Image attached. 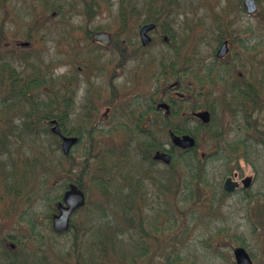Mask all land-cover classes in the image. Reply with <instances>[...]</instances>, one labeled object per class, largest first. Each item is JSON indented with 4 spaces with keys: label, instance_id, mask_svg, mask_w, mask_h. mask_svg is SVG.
I'll return each instance as SVG.
<instances>
[{
    "label": "rangeland",
    "instance_id": "374dc122",
    "mask_svg": "<svg viewBox=\"0 0 264 264\" xmlns=\"http://www.w3.org/2000/svg\"><path fill=\"white\" fill-rule=\"evenodd\" d=\"M45 1L52 2V0H8L7 2L0 0V37L14 49L16 59L14 64L18 69L26 72L33 69L41 71L53 69L57 77L64 75V78L61 77L55 85L56 100L58 96L61 97L60 89L68 92L62 85L64 79L76 76L75 66L80 67L78 73L81 81L77 89L76 109L72 112V121L75 123L83 114L80 105L85 93L89 91L90 78L92 82L94 76L105 80L108 73L104 69L100 72L101 70L98 69L102 67L98 60L100 57H97V53L91 52V46L82 37V30L78 28L84 27V19L81 16L85 12L83 1L53 0L62 7L61 13L55 15H52L55 11L51 9L46 11L43 5ZM180 1V6L187 11V15L181 20L183 25L179 27V32L189 35V42L194 52L197 50V38L202 33L201 25L198 24V15H203L210 27L228 21L231 22L235 36L243 46L241 47L239 43L234 44L233 50L237 52L239 60L247 64L243 67L237 64L236 77L244 78L243 72L246 75V71L247 77L249 73L251 77L264 74V0H257V12L251 16L239 10L237 6L239 0ZM117 7L118 0H98V11L102 10V13L94 25H104L109 32L117 29ZM213 12L220 16L227 14L233 18L215 19L211 14ZM46 14L51 17L48 21L43 20ZM184 22H186L185 26ZM29 31L32 38L28 39L26 33ZM20 42H28L27 46L30 47L27 51L30 53L25 58L21 56L23 49L22 46L19 47ZM211 47L212 45L206 46L203 53L207 54ZM75 57L77 61L73 60ZM73 61L76 63L74 64ZM133 67L134 64L129 62L125 71L115 81V86L120 91L115 100L116 105L135 103L133 96L137 93L145 96V105H149V95L158 98L162 87L173 80L163 77L152 80L150 76L155 69L154 65L142 68L137 76L132 73ZM217 73L218 71L214 75ZM137 80L139 84L133 85ZM99 85L102 86L101 97L109 96L110 92L103 88L102 82ZM179 85L177 89L183 91L186 98L181 102L183 109L180 114L184 117L195 104L193 91L198 90V85L190 76H183ZM219 90L220 87H215L214 95H217ZM186 93L189 98L186 97ZM3 96L5 93L0 91V98ZM45 99L43 96L42 100ZM143 105L139 103L137 106ZM137 106L132 104L131 107H125L123 111L127 114L124 115L130 114L128 111L132 108L134 110L143 108ZM215 107L218 111L213 126L221 127L223 134L218 138H212L207 137L203 130H199L196 154L202 157L220 150V154L230 155L232 161L228 165H223L217 158H212L209 162L208 176L215 183L216 188L206 189L199 196L194 195L193 199L178 200V198L174 201L161 187L166 181L167 172L164 170L166 166L159 162L152 171L140 173L148 176L143 180L139 198L134 200L132 196L127 197L126 187L129 182L122 179L123 177L120 178L119 173L98 172L94 169L97 155L104 152L100 151V147L103 146L105 149L111 141H122L125 138V131L120 128L112 129L108 124L103 125V129L96 130L101 132L94 134L99 140V142L95 140L94 146L90 147L86 140H81L70 150L77 162L72 176L81 175L80 188L84 193L85 203L70 218V223H74V226L61 233L54 232L51 226V216L55 212L57 201L52 204L51 209L46 208L47 204L42 199L36 200L31 206L24 204L26 208H30L26 210V217H37L35 220L38 227L35 235H30L25 222L20 221L17 215L12 213L11 190L7 189V184L10 183L9 161L6 153L0 154V264L9 263L15 256L19 263L27 264H35L36 261H39V264H167V261L169 264H235L233 249L242 246L240 241L244 242L243 247L253 264H264L263 137L253 128L252 123L247 125L245 119H241L239 115L233 116L223 112L217 104ZM102 108L100 114L104 113L105 107ZM253 116L256 118V128L264 132V109L253 113ZM187 122L188 126L195 130V121L189 119ZM260 124L262 128L259 127ZM171 133L168 136L162 134L159 138L164 149L171 147ZM129 134L134 138L128 145L130 163H138L139 166L140 155L137 154L136 141H134L137 140L136 133L129 132ZM240 140H246V148L244 145H238V148L233 150ZM250 140L253 142L250 143ZM60 149L62 151L61 146ZM89 151L92 157L88 158L87 169L80 174L81 163L86 157L84 153ZM176 151L179 152L181 149L177 148ZM104 159L109 161L106 155ZM171 161L181 164L177 156ZM58 175L65 177L63 173ZM228 175L237 181L244 176H250L251 185L247 190L239 186L233 193L224 196L220 189L224 178ZM100 180L106 184L115 183L114 185L119 188L105 187L101 192L97 184ZM23 199L24 197L20 202Z\"/></svg>",
    "mask_w": 264,
    "mask_h": 264
},
{
    "label": "trees",
    "instance_id": "16d2710c",
    "mask_svg": "<svg viewBox=\"0 0 264 264\" xmlns=\"http://www.w3.org/2000/svg\"><path fill=\"white\" fill-rule=\"evenodd\" d=\"M1 1L7 2L8 0ZM82 1L84 10H90L89 3L93 0ZM43 5L46 11L51 9L57 14L61 13L62 7L60 3H55L52 0V2L45 1ZM165 6V0H161L158 6H155V0H118L117 15L119 25L115 32L123 28L129 29L130 25H127V20H155L152 17V13L164 9ZM237 6L241 9L240 0ZM50 18L46 14L43 20L48 21ZM161 28L163 29L164 25H161ZM26 34V38H32L30 31ZM115 43L119 44L117 37ZM21 49H23L21 56L25 58L30 53L27 52L30 47H22ZM14 52V49L3 42L0 37V91L5 93V96L0 98V154L6 153L9 161L10 183L7 184V189L11 190L12 199L10 206L12 213L16 214L20 221L25 222L29 228L30 235H35L37 234L38 227V223L35 220L37 217H26V210L30 209L26 208V206H31L36 200L42 199L47 204L46 208L50 207L51 209L52 204L60 199L61 191L66 188L68 181L76 183L78 187L82 185L80 180L81 175L72 176V172L77 165L76 158L71 155V151L67 154L61 151L59 138L51 133L47 121L51 118L57 119L63 134L76 135L79 139L78 143L81 140H86L90 147L94 146L96 141L99 142L98 138L94 137V134L101 131H92L91 129L80 127L73 128L69 125L70 100L73 92V88H71L73 80L71 78L64 79V83L62 84L67 88L68 92L60 89L61 97L58 96V100H56V96L54 97V94H56L54 92L55 85L58 83V80H61V77L64 78V75L57 77L53 69L51 71H47V69L43 71L33 69L30 72L20 70L14 64L16 60ZM21 56L19 55L18 57L21 59ZM175 65L176 61L170 58L165 57V59H160L156 67L157 77L167 79L173 76L174 78H178V68ZM189 76L195 84L200 83L198 68L195 64H189ZM163 88H165V85ZM194 92H196L194 93L195 104L191 106V109L193 110L197 107L207 108L211 114L208 124L197 123L195 130L191 129L187 121L194 118L190 117L188 113L182 117L180 114L181 108L174 103L168 114L157 112L154 116V126L152 129H122L123 132L125 131V138L122 141L113 140L111 144L105 146V149L101 146L100 151L104 152L101 155H97L98 159L95 162L94 169L98 172L114 171L119 173L120 178L123 177L122 179L129 182L126 187L128 188L126 192L127 197L132 196L134 200L138 199L141 187H143V180L148 176H143L140 173L152 171L158 163V161L152 158L151 152L156 149L165 150L159 139L162 134L168 136L170 132L175 134L188 133L196 139L199 130H203L207 137L212 138H218L223 134L221 127L214 128L213 126L217 115L215 104L223 112L233 116L239 115L241 119L244 118L247 125H251L252 123L253 128L260 133L264 141V132L256 128V118L253 116V113L264 109V74L253 76L251 80L243 79L241 88L237 87L236 95H224L218 98L203 95L207 96L203 104L196 105V101L201 99V94L197 91ZM43 96L46 98L45 100H42ZM157 100H161L160 95ZM85 114L86 109H84L83 117ZM85 117L88 118V114ZM259 127L262 128V125L260 124ZM129 132L136 133L137 140L134 141H136L137 154L140 155V158H138L139 166L138 163H130V146L128 145H130V141L134 138L130 137L131 134ZM105 134L104 132L103 135ZM252 142L250 140V143ZM198 144L196 140L194 147L179 152L173 146L166 150L170 153L171 160L175 156L181 160V164H176L173 161L167 164L164 169L167 172L165 176L166 181L161 185L174 201L178 198V200L193 199L194 195L199 196L206 189L216 188L215 183L208 176L209 162L212 158L220 159L223 165H228L232 161L229 157L230 155L220 154V150L199 157L196 154ZM238 145H244L246 148V140L238 141L233 150L237 149ZM105 155L109 158V163L104 161ZM84 156L86 157L81 163L80 174L87 169L88 158L92 157V154L89 151L84 153ZM142 161L147 164L144 165ZM58 173H63L65 177H58ZM97 184L98 190L101 192L105 187L119 188L114 185L115 183L110 182L106 184L102 180ZM220 191L222 195H227L222 188ZM178 193L179 196L177 197ZM23 197V201L20 202ZM27 200L28 202H26ZM130 204L132 203L130 202ZM72 225L74 226V223H70V227H73ZM130 226L132 227V225ZM102 243L103 241H101ZM240 244L242 246L245 245L243 241H240ZM7 264L27 263H19L15 256ZM35 264H39V261H36ZM167 264H169L168 261Z\"/></svg>",
    "mask_w": 264,
    "mask_h": 264
},
{
    "label": "flooded vegetation",
    "instance_id": "af4514ba",
    "mask_svg": "<svg viewBox=\"0 0 264 264\" xmlns=\"http://www.w3.org/2000/svg\"><path fill=\"white\" fill-rule=\"evenodd\" d=\"M160 2L161 0H155V6H158ZM165 3L166 6L164 9L157 10L152 13V17L155 20H127L126 23L127 25H130V28L127 30L126 28H123L117 32H115L116 29H114L113 32H109L104 28V25L101 24L94 25L96 19L101 16L102 10L98 11V0H93L89 3L90 10L85 11V13L81 15L84 19V27L81 28L79 26L78 28L82 30V37L85 38L91 46V52L97 53V57H100L98 60L102 67H98V69L101 70L100 72L104 69V71L106 70L108 74L106 75L107 77H105V80L102 78L97 79L94 76V82H92V78H90L91 84L89 86V91L85 93L83 102L80 105L83 108V114L75 123H73L72 112L76 109L75 103L77 89L81 81L78 73L80 67L75 66L77 75L70 76L73 80V83L71 84L73 92L70 100L71 110L69 114L70 126L73 128L80 127L91 129L92 131L103 129V125L107 126V124L110 125L112 129L116 127L121 130L124 128L136 130L152 129L154 126V116L158 111L167 114L174 103L183 109L181 102L185 101V94L177 88L180 86L179 82L182 77L189 76V64H195L198 68L200 83L197 84L198 90L194 91L201 94V99H205L207 96L216 98L224 95H236L237 87L241 88L243 79L251 80V74L249 73V76L247 77V71L246 75L243 72L244 78H242V76L238 79L235 75L237 64L243 67L245 63H243L242 60H239L237 52L233 50L234 44H241L238 41V37L235 36L236 34L232 28L231 22L229 23L228 21H223L215 25H211L210 27L208 22L204 20L203 15H198V24L201 25L202 33L197 38V50L194 52L191 48L192 45L189 42L188 35L184 33L181 34L179 32V27L183 25L181 20L184 15H187V11L183 10L180 6V0H165ZM244 13L247 14L246 12ZM211 14L215 17V19L221 17L233 18L227 14L226 16H220L216 12ZM52 15H55V12H52ZM224 19L225 18H223V20ZM150 23L153 24V27L147 31L149 40L142 43V38L139 33L140 28L143 25ZM185 24L186 22H184V26ZM161 25H164L163 29L161 28ZM73 28L74 30L77 29L74 24ZM98 31L108 32L110 35V43L104 44L92 40V35ZM116 37L119 40V44L115 43ZM208 45H212V47L207 54H204L203 51ZM241 47L243 46L241 45ZM106 57L109 59L107 60ZM165 57L176 61L175 66L178 68V78H174L173 76L169 77L173 80L168 83L165 88L161 89V100L157 101L155 95L152 96V94H150L148 98L149 105H145V96L137 93L133 96L136 100L135 103L123 105L115 104V100L118 98L120 93L119 89L115 86V81L120 74L125 71V67L129 62L134 64L132 73L136 76L141 73L142 68L154 65L155 69L153 70V74L150 76V78L154 80L157 77V64L160 59H165ZM73 60L77 61L76 57ZM76 61H73V63L75 64ZM108 66L111 68H105ZM245 66H247V64ZM216 71H218V73L214 75ZM101 82L103 84V88L110 92L109 96L101 97L102 93L100 90L102 86L99 85ZM136 84H139V80H137L133 85ZM215 87H220L217 95H214L215 92H213ZM186 97H190L188 93H186ZM196 102L199 103L198 101ZM139 103H143L144 105L137 106ZM158 103H166L168 105L167 111L161 107L158 108ZM132 104L143 108L140 110H134L132 108L128 111L130 114L128 113V115L125 116L124 113H127L124 112L123 109L125 107H131ZM212 105L214 106V104ZM102 107H105V110L104 113L100 114L99 112L103 109ZM84 109H86L85 116L88 114V118L85 116L83 117ZM201 109L207 110L210 113L207 108L203 107H197L193 110L190 109V112ZM235 189L237 188L235 187Z\"/></svg>",
    "mask_w": 264,
    "mask_h": 264
},
{
    "label": "water",
    "instance_id": "95a60500",
    "mask_svg": "<svg viewBox=\"0 0 264 264\" xmlns=\"http://www.w3.org/2000/svg\"><path fill=\"white\" fill-rule=\"evenodd\" d=\"M243 5L247 13H253L256 11V4L254 0H244ZM153 27V24H145L140 28V36L142 38V43H145L149 40L147 31ZM92 39L94 41H98L100 43L108 44L110 43L109 33L106 31H98L92 35ZM22 45H26L27 42L20 43ZM158 107H162L164 109H168V105L165 103H159ZM194 116L198 117L201 121L207 122L209 120V113L206 110L197 111L193 113ZM52 124L50 130L52 133L60 135L59 127L56 123V120L52 119L50 121ZM75 137H66L61 136V147L64 153H67L70 146L75 142ZM171 141L173 145L178 146L180 148L191 147L195 144L194 138L189 134L175 135L171 133ZM155 159L162 160L165 163L170 161V155L163 151H155L153 154ZM242 184L247 187L250 183V177H244L241 180ZM237 181L232 180L230 177L225 178L223 187L231 191L237 186ZM85 202L83 192L77 188L76 185L70 184L69 187L64 191L62 196V201L57 203V208L59 212L52 216V227L56 231H62L68 228L69 225V217L70 214L78 207L82 206ZM233 256L236 264H252V261L246 252V250L237 246L233 249Z\"/></svg>",
    "mask_w": 264,
    "mask_h": 264
}]
</instances>
